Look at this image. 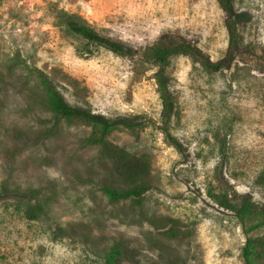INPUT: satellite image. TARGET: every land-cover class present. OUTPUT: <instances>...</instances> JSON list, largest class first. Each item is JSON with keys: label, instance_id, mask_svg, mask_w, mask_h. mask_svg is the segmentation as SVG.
<instances>
[{"label": "rangeland", "instance_id": "obj_1", "mask_svg": "<svg viewBox=\"0 0 264 264\" xmlns=\"http://www.w3.org/2000/svg\"><path fill=\"white\" fill-rule=\"evenodd\" d=\"M241 49L207 71L188 54L167 66L174 111L162 129L158 66L141 56L182 35L212 60L227 47L216 0H0V264H244L264 224L220 206L225 191L264 207V0H231ZM121 43L116 53L72 32L66 18ZM38 71L71 104L117 121L109 145L146 155L123 175L91 126L54 113ZM144 184L139 199L104 187ZM32 208V209H30Z\"/></svg>", "mask_w": 264, "mask_h": 264}, {"label": "trees", "instance_id": "obj_2", "mask_svg": "<svg viewBox=\"0 0 264 264\" xmlns=\"http://www.w3.org/2000/svg\"><path fill=\"white\" fill-rule=\"evenodd\" d=\"M224 12V25L227 31V47L225 54L217 59L212 60L198 46L182 35L165 34L154 44L142 51L141 56L149 63H154L158 68L154 72V76L158 85L159 94L162 100V129L169 140L177 147H180L178 141L173 139L168 130L167 122L174 111V97L169 88V76L166 66L173 55L188 54L197 59L204 69L207 71H219L228 67L235 53L240 49L241 35L238 31L237 19L233 13L231 0H216ZM67 27L74 33L82 36L88 41L101 44L108 49L119 53H128L127 49L118 41L100 34L87 24H84L72 17L66 18ZM45 86L50 108L57 115L68 120L79 121L91 126L88 140L92 143H98L104 140L105 147L108 149L112 163H114L118 171L123 175L138 176L148 167V157L146 155L129 154L117 145H109L106 141V135L114 128L117 121L112 119H101L96 115L84 110L78 106L69 103L55 85L50 81L46 74L38 71ZM147 189L144 184H136L131 188L117 189L112 187H104L103 191L111 200L124 199L134 197L139 199L142 193ZM217 203L225 209L231 210L236 216H247L253 222L254 227L264 224V207H257L249 197L242 196L237 202H234L225 191L215 194ZM32 209V208H30ZM130 251L128 245L116 244L112 247L110 253L105 258V264H118L119 259L125 252ZM241 256L244 264H264V237H246L241 248Z\"/></svg>", "mask_w": 264, "mask_h": 264}]
</instances>
